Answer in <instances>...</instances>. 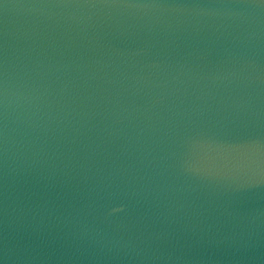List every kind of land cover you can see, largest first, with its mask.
Listing matches in <instances>:
<instances>
[{"label":"water","instance_id":"water-1","mask_svg":"<svg viewBox=\"0 0 264 264\" xmlns=\"http://www.w3.org/2000/svg\"><path fill=\"white\" fill-rule=\"evenodd\" d=\"M0 264H264V0H0Z\"/></svg>","mask_w":264,"mask_h":264}]
</instances>
